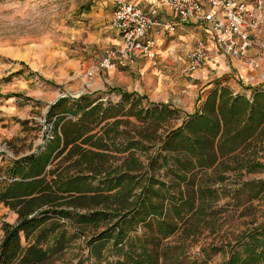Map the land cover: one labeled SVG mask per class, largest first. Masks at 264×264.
<instances>
[{"label":"trees","instance_id":"obj_1","mask_svg":"<svg viewBox=\"0 0 264 264\" xmlns=\"http://www.w3.org/2000/svg\"><path fill=\"white\" fill-rule=\"evenodd\" d=\"M88 98L65 97L50 106L45 121L51 127V138L39 152L6 166V179L0 180V206L12 211L16 222L2 225L0 264H45L61 254L77 238L60 224L62 219L75 223L81 235L89 225L115 220L101 233L103 237L89 244L90 254L105 264H183L186 252L173 254L179 245L167 240L176 236L182 245L188 241L195 244L203 229L218 233L213 227L218 222L215 204L219 193L213 185L224 179V173L241 177L243 173L264 172V90L255 89L247 99L216 86L200 105L199 94L195 114L164 137L162 148L167 156H154L144 166L130 152L134 143L128 140L123 149L128 156L117 168L111 164L110 153L119 151V137L125 134L119 131L123 122L110 123L111 109ZM70 101L73 105L67 107ZM156 111L160 115L155 116ZM177 112L162 105L161 110H147L146 116L160 122ZM70 116L74 120L68 119ZM155 132L146 138L156 140ZM159 158L166 164L171 160L174 179H155ZM198 174H202L201 179L196 178ZM91 179L111 180L102 183L96 195L70 197L91 192ZM140 179L146 180L141 183ZM248 185L256 186V198L264 191V181L243 187ZM138 189L140 192L134 194ZM78 201L104 209L70 216L63 207ZM153 223L154 237L130 239L129 234L139 226L152 229ZM104 240H111L113 256L117 257L114 262L102 255ZM200 250L221 252L213 244ZM225 264H264V227L253 231L241 251H231Z\"/></svg>","mask_w":264,"mask_h":264},{"label":"rangeland","instance_id":"obj_2","mask_svg":"<svg viewBox=\"0 0 264 264\" xmlns=\"http://www.w3.org/2000/svg\"><path fill=\"white\" fill-rule=\"evenodd\" d=\"M110 19L109 0H0V180L6 179L3 172L13 160L39 152L48 132L51 138V127L46 124L45 116L47 106L56 99L70 97L77 100L86 95L90 102L98 100L111 109L108 113L110 123L114 120L123 122L119 131L125 134L119 137V151L110 153L111 164L117 168L128 156L129 152H123L128 140L134 143L130 152L144 166L154 156H167L168 153L162 148L164 137L183 126L188 117L195 114L199 94L200 105L216 86L227 87L233 95L247 99H251L255 89L264 90V80L261 82L259 77L241 80L240 84L234 81L230 73L222 74L216 70L210 71L208 77L200 76L199 71L189 77L182 63H168V57L160 64L161 58L150 61L144 74L138 72V66L130 73L131 88L127 91L125 86H121V91H114L102 85L108 78L107 71L98 68V63L115 44L116 33L111 28ZM162 38L169 42L175 36L164 34ZM173 52L177 57L183 54L181 51ZM145 64L146 61H143L141 68ZM28 70L36 74L37 78L33 80L48 94H33L38 86L31 87L33 84L26 80L29 74L25 72ZM91 70L93 78L87 76ZM18 71L24 72V75L21 74L23 77L15 75ZM96 81L98 84H94ZM133 87L136 92L131 90ZM68 103L67 107H72L73 103ZM162 105L176 109L177 114L167 115L160 122L147 118V110H161ZM156 114L160 115L157 111L154 112ZM21 115L30 118L22 119L21 123ZM68 119L74 120L72 116ZM155 130L156 140L146 138ZM261 162L264 164V159ZM170 170H174L171 160L166 164L163 158H159L154 166L155 179L164 182L174 179ZM196 178L201 179L202 174ZM223 178L213 185V189L219 193L215 204L219 211L218 222L213 227L218 233L212 234L209 229H203L202 236L195 244L188 241L182 245V239L176 236L167 240L179 245L173 254L186 252L183 264H225L231 251H241V246L248 242L253 231L264 227V191L256 198V186L243 187L246 183L264 181V172L243 173L241 177L235 173H224ZM106 180L111 179H91L94 187L91 192L71 194L70 197L96 195ZM145 180L140 179V182L144 183ZM139 192L140 189L134 194ZM63 208L70 212V216L74 213L89 215L104 209L92 204L86 206L83 201ZM114 222L108 219L97 225H89L81 235L75 223L62 219L60 224L64 225L68 234L77 238L45 264H105L90 254L89 244L99 236L103 237L101 233ZM14 223L15 214L0 206V237L3 235L2 225ZM155 232L156 225L153 223L152 229L139 226L129 236L131 240L146 239L154 237ZM102 243V255L114 262L117 257L113 256L111 240ZM210 244L217 246L221 252L208 250L202 253L200 247Z\"/></svg>","mask_w":264,"mask_h":264},{"label":"built area","instance_id":"obj_3","mask_svg":"<svg viewBox=\"0 0 264 264\" xmlns=\"http://www.w3.org/2000/svg\"><path fill=\"white\" fill-rule=\"evenodd\" d=\"M111 3L110 25L118 46L106 53L98 63L99 69L132 61L135 55L152 58L156 45L152 33L154 36L160 32L174 33L180 25L190 24L208 25L214 45L225 55L252 70L260 68L264 57V0H152L147 8L129 0H111ZM160 10H168L174 19H161ZM207 57V43L196 39L187 55L185 72L192 74L200 70ZM87 76L93 78V71ZM259 79L262 82L264 77ZM48 134L43 143L49 139Z\"/></svg>","mask_w":264,"mask_h":264},{"label":"crops","instance_id":"obj_4","mask_svg":"<svg viewBox=\"0 0 264 264\" xmlns=\"http://www.w3.org/2000/svg\"><path fill=\"white\" fill-rule=\"evenodd\" d=\"M129 1L138 6H141L142 8H147L152 4V0H129ZM109 4L111 7V18H112L113 6L111 3V0H109ZM159 16L161 19H174V16L168 10H160ZM110 23H111V19H110ZM164 34H167L168 36L174 35L175 38L167 42L165 38H162ZM151 36H153L154 39L156 40V45L153 51V57L147 58V57H143L142 55H135L132 61L118 62L116 66L111 67L106 70L108 78L107 80H105V83H102V85H106L108 88L114 89V91H121V88L119 87L125 86V88L128 91L129 87L131 88L132 86L130 73L137 70V67L139 66L140 69L138 70V72H140L141 74H144V72L147 71L149 67L150 61H153V59L155 58L162 59V60H159L158 64H160L162 63L163 60L169 57L170 61L168 63H173V62L178 61L182 63L183 66L186 68L187 55L193 48L194 42L196 39H203L207 43V47H208V57L203 67L200 70H198L200 72L199 73L200 76L208 77V73L210 71L216 70V72L218 73H220L221 71L222 74L230 73L231 77L233 76L234 81L237 84L242 83L241 80H244V79L253 80L255 77H259V78L261 76L264 77V57L262 61L260 62V68L258 70H252L249 67H247L244 63L233 60L232 58L225 55L221 50H219L214 45L213 40H212V35L210 34L208 25H200V24L199 25L190 24L187 26L180 25L174 33L160 32L158 35H155V36H154V33H152ZM114 42L115 44L112 45V48L118 46L117 37L114 40ZM173 51H181L183 54L177 57ZM253 53H254V50H251L250 54H253ZM143 61H146V64L144 65V68H141ZM25 73L29 74V77L26 78V80H29V83L33 84L31 85V87L35 85L36 87L38 86V90L34 91L33 93L34 95L43 96V94H48V91L46 90L43 91V87L39 86V84L35 80H33V79H36L37 76L32 70H28V72H25ZM193 74L194 73L187 74V75L189 77H192ZM22 75H24V72L22 73ZM22 75L20 77H23ZM97 82L98 81L94 82V84H98ZM113 84H116V86L113 87ZM131 90L133 92H136L135 87H133ZM24 118H30V117L29 116L21 117L20 118L21 123H23L22 119ZM34 123H37V122H34ZM15 222H16V215H15ZM2 237H0V239Z\"/></svg>","mask_w":264,"mask_h":264},{"label":"water","instance_id":"obj_5","mask_svg":"<svg viewBox=\"0 0 264 264\" xmlns=\"http://www.w3.org/2000/svg\"><path fill=\"white\" fill-rule=\"evenodd\" d=\"M57 101H58V99H56L54 102L50 103V104L47 106V110L50 108V106H52L53 104H55ZM47 110H46V113H47Z\"/></svg>","mask_w":264,"mask_h":264}]
</instances>
